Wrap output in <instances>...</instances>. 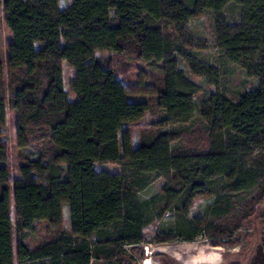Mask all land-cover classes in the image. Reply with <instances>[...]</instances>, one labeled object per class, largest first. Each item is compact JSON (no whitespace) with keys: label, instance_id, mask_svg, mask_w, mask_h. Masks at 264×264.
Wrapping results in <instances>:
<instances>
[{"label":"trees","instance_id":"1","mask_svg":"<svg viewBox=\"0 0 264 264\" xmlns=\"http://www.w3.org/2000/svg\"><path fill=\"white\" fill-rule=\"evenodd\" d=\"M0 6L13 36L7 80L0 64V163L9 156L7 109L19 114L22 146H43L34 154L40 159L22 165V179L14 183L18 264H132L125 249L144 243L160 202L174 219L164 242H191L207 232L219 238L214 246L232 249L238 246L234 231L252 218L264 219V211L258 217L255 211L264 202V0H75L65 9L58 0H0ZM231 8L235 22L224 17ZM206 12L218 21L216 47L224 62L258 86L237 102L220 92L205 101L198 130L204 148L181 146L175 131L145 132L134 148L124 126L141 121L149 106L131 100V89L118 77L119 62L96 53L127 54L163 68L153 82L156 104L176 124L189 123L198 86L186 78L179 55L217 88L218 69L185 53L168 29L185 28ZM63 61L76 71L74 103L64 87ZM9 91L15 93L11 99ZM96 165L120 172L97 171ZM10 179L9 168L0 166V264L15 260ZM154 179L165 181L163 193L142 200ZM205 195L211 201L202 230L189 209ZM241 199H250L251 210L232 218ZM63 203L70 206L71 234L60 229ZM228 217L233 228L221 224ZM41 222L58 230L32 249L25 239ZM256 248L249 264H264V249Z\"/></svg>","mask_w":264,"mask_h":264},{"label":"rangeland","instance_id":"2","mask_svg":"<svg viewBox=\"0 0 264 264\" xmlns=\"http://www.w3.org/2000/svg\"><path fill=\"white\" fill-rule=\"evenodd\" d=\"M60 9L68 8L75 0H58ZM4 7L0 6V64L4 67L6 80L8 79L7 60L9 58V47L13 36L6 23V12ZM237 12L233 8L229 9L224 17L229 22L237 20ZM217 19L212 13L206 12L203 15L193 19L185 28L169 25V33L173 36L174 41L180 45L185 53L193 55L198 63L214 66L218 69L219 88L212 85L210 79L195 75L183 55H179L180 65L185 72L186 78L198 86V92L194 97L196 112L194 118L185 124H176L171 118L166 116V112L157 106V93L153 92L157 84V78L164 74L163 68L158 65H149L143 61L127 54L117 56L110 52H98L97 58L105 60H114L119 62L116 70L118 77L121 78L131 89V100L136 102H147L149 110L145 113L144 118L135 123L124 126L123 130H129L132 137L134 148L139 145V141L145 132H164L175 131L182 136L181 146L193 147L202 149L206 146V141L200 138L198 130L203 128V122L200 118L201 109L205 101L216 92H220L228 97L231 101L237 102L245 92H249L258 86V80L247 76L246 72L238 66L226 64L220 52L216 47V28ZM63 79L65 90L69 93L70 101L75 102L77 97L74 95L71 82L76 78V71L66 62H62ZM155 82V85L154 83ZM15 93L9 91L6 98L11 99ZM8 110V120L5 129V134L8 141L9 156L5 163H0V166L9 168L11 179L9 184L11 189V221H13L14 230V264H18L17 244L19 235L17 233V215L14 202V183L22 179L20 167L24 164L38 161L40 157L34 156L37 149H41V144L29 147H23L17 134V120L19 114L16 111ZM38 157V158H37ZM42 157V156H41ZM65 167V166H63ZM97 171H106L111 174L119 173V167L111 165H96ZM35 179L42 181L43 177L35 176ZM165 186L163 179H157L151 185L142 191L140 194L142 200L149 199L156 195H161ZM253 195L251 196V198ZM211 198L209 196H199L193 199V203L189 209V218L195 219L199 227L204 230L205 209L209 205ZM245 201L238 200L232 212L235 216L247 214L250 208ZM69 204L63 203L62 206V224L60 229L71 234L72 218ZM256 217L264 211V202L258 205ZM155 220L149 226H146L144 231V243L137 249L127 247L125 250V260L132 264H249L254 257L256 247L261 246L264 249L262 242V234H264V219L252 218L244 222L239 230L234 231L232 242H237L238 246L232 249L229 247H216L214 244L219 243V238L210 237L207 232H202L193 241H184L181 239L170 240L164 242L165 238L169 237L170 226L174 223L173 216L166 208V203H159L155 210ZM231 217V216H230ZM225 218L221 222L228 228H233L232 218ZM57 228L51 227L46 222L38 224L36 233L28 236L25 239V244L34 249L42 243L49 242L55 238ZM224 242V241H223ZM205 260V261H204ZM91 264H107L105 262L93 260Z\"/></svg>","mask_w":264,"mask_h":264},{"label":"crops","instance_id":"3","mask_svg":"<svg viewBox=\"0 0 264 264\" xmlns=\"http://www.w3.org/2000/svg\"><path fill=\"white\" fill-rule=\"evenodd\" d=\"M205 261V260H204Z\"/></svg>","mask_w":264,"mask_h":264}]
</instances>
